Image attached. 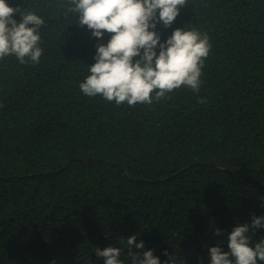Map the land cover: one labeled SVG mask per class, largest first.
<instances>
[{"label":"trees","instance_id":"obj_1","mask_svg":"<svg viewBox=\"0 0 264 264\" xmlns=\"http://www.w3.org/2000/svg\"><path fill=\"white\" fill-rule=\"evenodd\" d=\"M63 2L6 0L46 25L39 64L0 60V264H104L95 248L109 246L132 264V235L161 264L165 250L210 264L209 248L228 251L234 226L264 216V0H189L157 24L161 41L209 35L201 88L134 107L80 92L109 34L65 19Z\"/></svg>","mask_w":264,"mask_h":264},{"label":"clouds","instance_id":"obj_2","mask_svg":"<svg viewBox=\"0 0 264 264\" xmlns=\"http://www.w3.org/2000/svg\"><path fill=\"white\" fill-rule=\"evenodd\" d=\"M188 4L189 0H64L57 5L65 19L71 14L78 26H86L97 40L109 34L107 43L96 45L94 63L79 83L80 92L129 107L166 101L182 87L199 93L202 69L212 48L209 35L183 27L161 41L156 31L157 24L170 27ZM16 14L19 21L14 19ZM45 25L37 12L0 0V60L14 56L21 65L39 64L43 55L40 29ZM197 103L207 100L198 97ZM258 228H264V216L253 215L251 223L234 226L227 237L228 251L219 246L208 249L210 264L264 262V240L252 246L249 235ZM220 232L215 229V234ZM135 241L136 235L126 239L132 264H161L151 249L133 253ZM135 248L143 250V241L135 243ZM95 254L104 258V264H123L119 247L95 248ZM163 255L168 257L164 264H174L175 258L167 250Z\"/></svg>","mask_w":264,"mask_h":264}]
</instances>
